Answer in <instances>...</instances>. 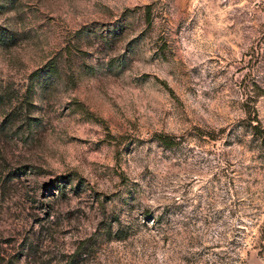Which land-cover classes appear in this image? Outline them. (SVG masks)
Returning a JSON list of instances; mask_svg holds the SVG:
<instances>
[{"label":"rangeland","instance_id":"obj_1","mask_svg":"<svg viewBox=\"0 0 264 264\" xmlns=\"http://www.w3.org/2000/svg\"><path fill=\"white\" fill-rule=\"evenodd\" d=\"M0 264H264V0H0Z\"/></svg>","mask_w":264,"mask_h":264}]
</instances>
